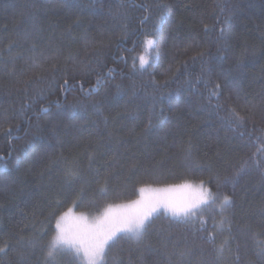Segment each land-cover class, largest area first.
Returning <instances> with one entry per match:
<instances>
[{
	"label": "trees",
	"instance_id": "1",
	"mask_svg": "<svg viewBox=\"0 0 264 264\" xmlns=\"http://www.w3.org/2000/svg\"><path fill=\"white\" fill-rule=\"evenodd\" d=\"M158 2L167 5L162 18L155 8ZM143 4L151 5L152 10L145 11ZM225 17L229 18L230 47L219 55L227 59L210 64L217 71L232 70L240 90V100L233 99L232 105L239 107L247 102L256 107L259 116L264 109V0H0V84L4 85L0 88V246L13 249L7 256L0 254V264H20L17 241L21 235H31L33 222L42 239L26 264H40V248L54 234L55 221L49 222L53 211L62 214L71 207L77 213L99 215L109 204L138 199L142 187L164 188L186 181H204L214 194L231 197L233 207L222 215L218 205H205L194 225L178 224L165 212L155 214L147 238L153 250L144 254V264H168L160 243L162 235L170 234L176 247L169 245L167 253H175L173 261H180L179 253L186 250L185 245H191L194 239L199 244L197 237L204 235H193L196 228L204 227L209 232L215 229L220 244L219 233L227 234L228 221L235 237L230 251L217 260L216 250L204 245L203 254L194 251L183 264H264L256 255L264 246L261 174L253 169L235 187L225 183L249 157L264 159V141L256 139L260 133L241 137L232 131L224 111L209 106V93L203 84L189 89L187 76L173 82L178 61L195 55L191 50L184 52L193 37L202 50L217 55L213 41L218 29L205 37L204 24L211 26L217 18L223 21ZM122 29L126 33L123 39ZM25 30L41 38L40 49L46 54L59 49L62 58L71 55L75 63L69 65L73 85L69 92L54 86L42 102L27 110L26 117H20L17 110L24 97L14 88L9 94L12 80L5 72L12 67L11 57L31 55L29 42L19 40ZM147 38L154 43L147 64L141 68ZM13 40H19L23 47L9 52ZM90 41L107 45L102 62L91 65L86 74L76 73L73 79L72 69L84 60ZM22 66L23 61L18 60L15 67ZM189 67L194 80L200 64L189 60ZM97 75L103 77L98 86ZM211 79L215 81V74ZM57 82L63 83L59 75ZM94 86L98 87L95 95H82V88ZM76 100L85 108L73 112L70 105ZM98 100L105 101L107 127L92 109V102ZM43 107L49 112L40 113L38 119L33 112ZM161 109L162 121L145 131L150 119L156 123ZM5 112L7 120L3 118ZM189 141L193 146L191 162L210 163L211 172L187 166L185 148ZM68 171L76 173L70 180ZM101 186L108 192L105 198L97 194ZM141 250L126 239L118 240L106 250L102 264H129V260L139 264ZM48 264L84 262L74 254H61Z\"/></svg>",
	"mask_w": 264,
	"mask_h": 264
},
{
	"label": "snow or ice",
	"instance_id": "2",
	"mask_svg": "<svg viewBox=\"0 0 264 264\" xmlns=\"http://www.w3.org/2000/svg\"><path fill=\"white\" fill-rule=\"evenodd\" d=\"M141 7L145 11H151L152 6L143 4ZM167 5L163 3H157L155 8L157 9L160 17ZM218 7H221L218 5ZM223 10V8H222ZM144 19H147L145 17ZM203 22V21H202ZM125 28L127 25L124 26ZM215 40L213 41L217 48V55H211L209 52L202 50L203 46L195 38H192L191 43L184 49L185 53L189 50L195 52V55H191L187 60L178 61L179 66L176 67V76L173 82H179L181 77L187 76L189 79L185 81L189 89L196 88L197 85L203 84L204 88L208 90V104L216 111L223 110L225 113V121L232 131L238 132L241 137L248 135L253 136L255 133H260L256 137L258 141H264V109L261 110L259 116L257 114L256 107L249 106L247 102L235 107L232 105L233 99L240 100L239 86L232 76V70L221 69L217 71L214 66L210 64V61H225L226 55H219L220 53H227L230 47V33H229V18L225 17L223 21L219 18L216 22L209 26L204 24V34L208 37L210 32H217ZM126 33L122 29V39ZM40 37L35 32H29L25 30L19 40L29 42L30 47L28 51L31 55L25 57L23 54L17 57H11L12 67L5 72V75L9 76L12 80V85L8 89L11 94L14 88L18 93H22L24 97V103L21 104L17 110V114L20 117H26L27 110L31 109L36 104L42 102L46 98V94L52 93L55 88L67 93L73 85L69 80V65L75 63V58L71 55L67 57H61L59 49L54 50L50 54H46L45 51L40 49ZM19 40H13L9 45V52L15 50V47H23ZM154 41L151 38L146 39V45L151 47ZM107 47L103 41H90L85 51L84 60L79 62V66L72 69L73 79H76V73L86 74L93 64H100L104 56L103 49ZM119 47V44L117 45ZM63 59V64H61ZM23 61V65L20 69L15 67L17 61ZM189 60L192 64H200V72L196 74L195 79H192L193 73L190 71ZM147 61L140 57V66L144 68ZM238 70L240 65L236 64ZM112 70H109L108 75H111ZM215 74V81L211 78ZM63 81L62 84H58L57 76ZM103 77L97 75V86L101 84ZM55 86V88H54ZM94 86L92 89H81L82 95L90 97L98 92V87ZM4 85L0 84V88ZM121 86L117 85V89L120 90ZM227 90L228 95H225ZM133 96L136 95L135 87L133 86ZM163 99V97H161ZM214 101V103H213ZM92 109L94 114L100 117L105 127L108 126L109 118L104 115L105 101L98 100L92 102ZM73 112L80 111L85 108L82 101L76 100L75 103L70 105ZM155 107V100H154ZM49 109L43 107L39 112H33V115L39 119L40 113H48ZM119 115V113H117ZM5 120L8 119L7 112L3 114ZM156 123L150 119L145 131H150L156 124L163 119V109L155 117ZM115 120V117H113ZM249 125L251 128L249 129ZM17 128L19 126L17 125ZM98 128V125H97ZM54 131V129H53ZM12 129H8V134L11 135ZM112 133L109 132V137ZM193 146L189 141L185 148L186 160L189 161L188 167L192 170L203 172L205 170L211 172V164L200 165L198 163L193 164L192 159ZM219 155V153H217ZM264 156V153L261 154ZM90 157V167H91ZM53 163H55L53 161ZM258 170L261 174V183L264 184V159H258L255 155L249 157L243 164L234 169L232 174L226 179L225 183L232 184L235 187L239 184L245 176L249 175L251 170ZM76 173L72 171L66 172V176L71 179ZM107 183V180H105ZM219 188V185L217 186ZM178 191H187L193 193V195L184 200H178L175 197V193ZM140 196L136 200H132L128 204L121 205H108L104 207L103 211L95 216L92 222L88 221V217L84 212L78 214L73 213V208L69 207L66 212L58 214L57 211L50 213L49 222L55 221L54 234L51 240L40 248V252L43 254V259L40 260V264H48L50 260H54L57 255L69 254L80 259L84 264H101L107 255L106 250H110L112 244L118 242V240L126 239L134 243L138 248H141L139 264H144L143 257L145 253L152 252V246L147 242V238L150 235V230L154 223V214L159 210H163L167 213L173 221L178 224L194 225V223L202 217L204 208L202 205L216 204L220 209V213L223 215L231 207H233V201L228 195L219 196L211 191V188L205 187V182L201 181L199 184H193L188 181L181 185H170L165 188H140ZM101 198H105L108 192L105 187L101 186L97 193ZM75 203V202H74ZM82 203V201H81ZM59 202L57 208H59ZM264 211V209H262ZM223 223V221H222ZM228 232L224 234L219 233L222 237L220 244H217L216 230L211 232L207 228H196L193 235L196 233H204L194 239L192 244L185 245V251L179 253L180 261H173L172 256L175 253L168 254L167 249L169 245L173 248L176 245L170 236L162 235L160 243L165 250V254L168 256V264H183L184 258L192 254L194 251H199L203 254L205 251L204 245L213 248L217 252L216 259L219 260L220 256L230 249V243L235 239L231 232V222L228 221ZM28 227V225H25ZM32 232L29 236L21 235L17 244L19 245V257L20 264H26V261L37 252L38 242L42 239V236L38 234L35 229V223L32 225ZM195 245V248L193 247ZM10 251H13L9 245L0 246V254L7 256ZM239 248H237V252ZM256 255L264 261V246L260 247V250ZM240 256H235V261L238 262ZM129 264H133L129 260ZM201 264H204L202 261ZM251 264V262H249Z\"/></svg>",
	"mask_w": 264,
	"mask_h": 264
},
{
	"label": "rangeland",
	"instance_id": "3",
	"mask_svg": "<svg viewBox=\"0 0 264 264\" xmlns=\"http://www.w3.org/2000/svg\"><path fill=\"white\" fill-rule=\"evenodd\" d=\"M152 47V46H151ZM151 47H149V46H147L146 45V53L143 55V58L145 59V60H147L148 59V55H149V53H150V51H151ZM149 188H151V189H156V188H152V187H149ZM165 188V187H164ZM207 188V187H206ZM175 197L178 199V200H184V199H186V198H189V197H191L192 195H193V193H190V192H187V191H178V192H176L175 194ZM130 203V202H129ZM126 204H128V203H126ZM203 206H205V205H202V207ZM160 212H164L162 209L161 210H159V212L158 213H160ZM73 213L74 214H78L74 209H73ZM157 214V213H156ZM87 215V217H88V221L89 222H92V220H93V218L95 217V216H97V215H88V214H86ZM155 215V214H154ZM103 263V261H101V264Z\"/></svg>",
	"mask_w": 264,
	"mask_h": 264
},
{
	"label": "bare ground",
	"instance_id": "4",
	"mask_svg": "<svg viewBox=\"0 0 264 264\" xmlns=\"http://www.w3.org/2000/svg\"><path fill=\"white\" fill-rule=\"evenodd\" d=\"M161 176V175H160ZM172 178V177H171Z\"/></svg>",
	"mask_w": 264,
	"mask_h": 264
}]
</instances>
